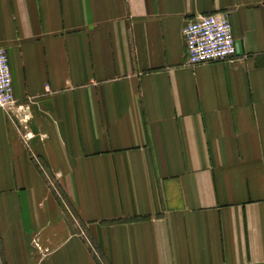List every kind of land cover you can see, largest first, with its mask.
<instances>
[{"label": "crops", "instance_id": "1", "mask_svg": "<svg viewBox=\"0 0 264 264\" xmlns=\"http://www.w3.org/2000/svg\"><path fill=\"white\" fill-rule=\"evenodd\" d=\"M0 46V264H264V0H0Z\"/></svg>", "mask_w": 264, "mask_h": 264}, {"label": "built area", "instance_id": "2", "mask_svg": "<svg viewBox=\"0 0 264 264\" xmlns=\"http://www.w3.org/2000/svg\"><path fill=\"white\" fill-rule=\"evenodd\" d=\"M183 38L188 66L225 61L237 56V45L229 11L197 16L184 26ZM0 108L11 110L16 108L18 111H24V116L20 119L23 125L31 118L28 107L23 108L17 105L8 52L2 46H0ZM23 129L26 131L24 139L28 142L32 135L28 132L26 125Z\"/></svg>", "mask_w": 264, "mask_h": 264}, {"label": "rangeland", "instance_id": "3", "mask_svg": "<svg viewBox=\"0 0 264 264\" xmlns=\"http://www.w3.org/2000/svg\"><path fill=\"white\" fill-rule=\"evenodd\" d=\"M49 183H51V185L50 186H52V188H53V182H49ZM37 248H40V246L36 243V245H35Z\"/></svg>", "mask_w": 264, "mask_h": 264}]
</instances>
